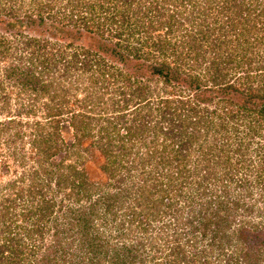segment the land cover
I'll return each instance as SVG.
<instances>
[{"label":"trees","instance_id":"1","mask_svg":"<svg viewBox=\"0 0 264 264\" xmlns=\"http://www.w3.org/2000/svg\"><path fill=\"white\" fill-rule=\"evenodd\" d=\"M1 64L35 168L0 176V264H264V0H0Z\"/></svg>","mask_w":264,"mask_h":264},{"label":"rangeland","instance_id":"2","mask_svg":"<svg viewBox=\"0 0 264 264\" xmlns=\"http://www.w3.org/2000/svg\"><path fill=\"white\" fill-rule=\"evenodd\" d=\"M0 68H1L0 76L2 78H4L3 65L2 64H1ZM63 80H64V78L61 79V81H63ZM47 81H49V80H47ZM23 97L25 98V96H20V100ZM46 101L48 102L49 100H48V98L45 97V98L40 99L37 102V105H36L37 113H36L34 118L32 116L29 117L30 122H32L33 120L41 119L42 114H43L42 113L43 103ZM19 104L16 103L15 105L21 106L22 100H21V102H19ZM15 105H13L12 108H14ZM22 130L23 131L26 130V132H29V135L26 134V136L23 138L21 136V139H18L17 142H15V143L9 142L10 139L7 136L0 135V176L3 175L2 178H4V180L6 181L8 179H13V180L14 179H20L21 176L25 175L23 185L26 187L29 184L28 177L30 175V172H32V170L35 168V164L31 160H29V155H30L29 153H31V141H30L31 131L29 130V127H24ZM6 142H9L10 144L6 145ZM14 148H17L18 153H16L14 155L15 156L14 158H11L12 152H14ZM5 163L8 164V170H10L9 173L6 172L5 167L2 166V164H5ZM63 203L64 202H62L60 205H62ZM119 214H120V211L115 212V210L113 212H111L110 214H108L107 219H109L110 224L107 227H105V225L102 224V222L105 220H95L93 222L94 223L93 225H97V226H95V228H94L95 231H92V232H94L93 235L98 237V243L99 242L106 243V241H110L112 239L111 236L113 234H118V231L115 229L114 223H118V221H120L118 219L116 220V216H119ZM45 225H46V229H49V227H50V229L53 228V226H52L53 223L52 224L46 223ZM143 236H144L143 234L140 235V233H139V238L137 237V240H134L133 236H131L129 239H127V242H129L130 244H134L133 241H139V240L143 239ZM110 237H111V239H110ZM45 238L48 239L49 236H46ZM142 244H145V242H143ZM64 246L68 247L70 250L68 251L67 249H65L66 248L65 247L64 249H61L62 252L60 251V252H58V254L67 253V252L71 255L77 254L76 253L77 251H76L75 247H73V245L67 244V242L65 241ZM112 246H110V248ZM103 250H107V249L103 248ZM108 255L110 256V253L106 254L104 256H103V253H101L100 256H102V257L101 258L96 257L95 260L98 261V258H100L98 261V264H101L102 259ZM150 257L152 258V260H150L148 264H154L155 261L153 260V255H151ZM141 258L144 260V258L142 256H141ZM126 259L128 260V263L130 262L129 264H142L140 262L133 263L130 258H126ZM134 262H137V261H134Z\"/></svg>","mask_w":264,"mask_h":264}]
</instances>
